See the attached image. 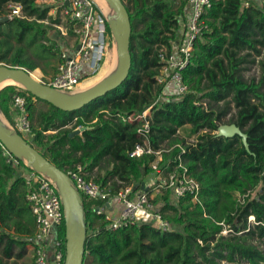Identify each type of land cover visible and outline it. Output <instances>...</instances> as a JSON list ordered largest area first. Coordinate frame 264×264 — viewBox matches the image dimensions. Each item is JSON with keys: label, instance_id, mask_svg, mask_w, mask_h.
<instances>
[{"label": "trees", "instance_id": "16d2710c", "mask_svg": "<svg viewBox=\"0 0 264 264\" xmlns=\"http://www.w3.org/2000/svg\"><path fill=\"white\" fill-rule=\"evenodd\" d=\"M179 1L122 0L131 25L128 77L120 87L82 109L61 111L15 85L0 91V112L10 124L12 97H25L29 118L36 122L30 139L25 140L57 168L68 172L80 166L89 179L93 169L103 162L109 164L104 177L93 181L110 196L127 186L140 189L153 174L154 155L130 157L142 139L137 133L141 121L128 120L151 107L149 145L154 151L163 149L165 142L171 147L162 153L160 165L169 163L170 170L181 161L200 185L195 203L190 196L174 201L169 192L156 198L171 225L167 232L149 223L109 231L103 216L90 208V198L81 196L86 225L83 264H264V4L248 0L244 8V0H211L203 16L206 29L182 72L189 92L165 96L155 77L159 51L172 50L179 20L187 12L188 0ZM10 4L19 5L22 15L0 22V28H7L1 32L0 61L41 78L36 70L40 65L24 55L22 48L9 60L6 56L14 40L17 44L25 41L28 47L36 44L34 56L39 60L59 59L63 49L55 45L51 28L44 24L52 8L36 0H0V14L10 12ZM68 35L74 37L70 27ZM256 58L260 77L247 81L243 66L254 64ZM39 102L48 109L35 114ZM229 103L236 110L230 124L246 135L247 148L238 136L216 135L229 113ZM185 126L196 135L192 145L175 137ZM77 129L82 132L72 135ZM17 168L29 171L20 160L18 165L8 163L0 143V264L25 257L35 231L27 189ZM259 187L263 192L253 198L252 192ZM238 196L244 197L243 204ZM249 217L254 218L252 224ZM224 229L230 230L226 236L221 235ZM64 236L65 226H61L58 237Z\"/></svg>", "mask_w": 264, "mask_h": 264}, {"label": "built area", "instance_id": "2783aa9c", "mask_svg": "<svg viewBox=\"0 0 264 264\" xmlns=\"http://www.w3.org/2000/svg\"><path fill=\"white\" fill-rule=\"evenodd\" d=\"M264 4V0H255ZM62 15L69 22V27L74 34L75 42L70 49L63 50L59 57L54 75L42 84L62 93L74 92L84 81L93 78L101 70L110 48L114 41L111 33H107V22L102 12L91 0H59ZM211 0H188L187 12L179 20L177 38L170 52L166 49L159 51L160 68L155 80L163 87V95H184L189 92L182 72L191 61L195 42L201 38L206 25L203 16L211 7ZM244 8L249 6V1L242 2ZM19 9L20 6L18 5ZM15 16L12 14L10 19ZM18 17V15H17ZM78 46V49L76 47ZM35 101V98H33ZM26 99L14 95L11 99L14 113L13 123L10 125L14 131L22 135L32 132V122L26 109ZM151 107L146 109L133 120L141 121L137 133L142 139V144L130 152V157L140 158L143 155H154L150 164L156 178L143 183L144 189L135 190L132 186L120 189L115 195L110 196L108 190L102 188L91 179H86L80 166L65 172L70 178L73 187L80 196L90 199L100 198L105 201L102 208H96V214L103 216L105 228L109 231L131 227L137 224L149 223L162 232L171 229L170 223L163 218L160 204L156 198L163 192H169L174 201L186 196L192 202H197L200 191L199 183L189 174L187 167L181 162L168 170L169 163L161 166L162 153L169 150L159 149L154 151L149 145ZM195 141L189 145L194 144ZM179 147L184 152L182 146ZM3 155L10 164L18 165L16 159L3 147ZM179 160V157H178ZM27 179L26 201L29 203L35 219V231L31 240L33 251V264H64L66 255V241L58 237V230L65 226L64 210L56 186L45 175L29 169ZM243 204L244 197H237ZM109 206L112 212L108 213ZM249 223L254 221L248 218ZM230 230L225 229L221 235Z\"/></svg>", "mask_w": 264, "mask_h": 264}, {"label": "water", "instance_id": "95a60500", "mask_svg": "<svg viewBox=\"0 0 264 264\" xmlns=\"http://www.w3.org/2000/svg\"><path fill=\"white\" fill-rule=\"evenodd\" d=\"M107 1L112 5L115 12L114 23L111 24L107 18L105 19L113 40L116 43L118 56L117 69L109 78L86 91L62 93L36 81L31 77L30 72L23 68L0 65V82L4 79H9L23 84L26 87L23 90L30 93L36 99L44 101L64 112L80 110L92 101L102 98L109 92L120 87L127 79L131 67L129 52L131 25L128 12L122 0ZM7 20V17L0 18V22ZM76 49H78V46ZM81 132V129L75 130L72 135ZM216 135L227 139L238 136L246 146V135L235 124L220 125ZM0 143L16 159L22 161L28 169L46 175L55 182L65 216L66 255L64 264H83L86 238L85 215L81 197L73 187L70 178L65 172L50 163L36 149L28 144L9 124L6 126L1 121ZM140 189L147 190L143 188V184H141Z\"/></svg>", "mask_w": 264, "mask_h": 264}, {"label": "rangeland", "instance_id": "374dc122", "mask_svg": "<svg viewBox=\"0 0 264 264\" xmlns=\"http://www.w3.org/2000/svg\"><path fill=\"white\" fill-rule=\"evenodd\" d=\"M36 3L38 5L49 6V7L52 8L51 11L48 14L50 16V19L46 20L44 22V24L47 27L51 28V30H52V32H51L52 40L54 41L55 45L60 46L63 50L70 49L72 47V45L74 44V38L72 36L68 35L69 22L62 15L61 2H59V0H36ZM179 3H180V1L176 0V4H179ZM7 9H9L10 12H7L6 15L0 14V18L7 17L8 19H10L12 14H14L15 16L18 15V17H21V15H22L17 4H10ZM109 9L112 10L113 16L115 17L114 9L112 7L109 8ZM105 18H107V17H105ZM108 21L112 24V21H115V19L114 20L108 19ZM140 28H141V26L139 25L138 29H140ZM6 30H7L6 27H1L0 28V39L2 38L1 32H6ZM107 33H110V30H109L108 27H107ZM11 44H12V48H11V51L6 56L7 60H9L11 58L12 54L18 48H22L24 50V55H26L27 57H29L32 60H35L36 63H38V65H40V68H37L36 70H39V72L41 73V78H39L38 74H33V75H35L36 77H38L40 79L39 82H41V83L46 82L47 81L46 77H48L47 74L53 72L55 67H56V64L58 62V56L56 58H54V59L51 58V57H47L44 60H39V59H37L34 56V52L37 50V45L36 44H33L31 47L30 46L28 47L25 44V41L17 44L14 40H11ZM113 54H114V56H113ZM107 58H110V61L113 62V66L114 67H113V71L111 72V74L108 75L106 78H104L101 82H103L104 80L109 78L117 69L118 56H117V48H116L115 41L110 42V48H109V51H108ZM258 60H259V58H256L254 64H246V65L243 66L244 70L242 72V76H243V78L245 80L249 81L251 79H256V80L259 79V77H260V69H259V66H258ZM0 65H5V66H8V67H18V66H11V64H9L8 62H6L4 60L0 61ZM18 68H21V67H18ZM23 69L26 70L25 68H23ZM32 72H30V73H32ZM87 81H89V80H87ZM87 81H84L83 83H81L74 92L75 93L82 92V91H79V87L81 85H83L84 83H86ZM100 83H98V84H100ZM97 85H95V86H97ZM15 86H17L19 88H22L19 85H15ZM95 86H93V87H95ZM84 91H86V90H84ZM203 103H204V107H208V104H207V102L205 100L203 101ZM35 108H36L35 114H37V112H39V111H46L48 109V105L45 104V103L39 102V103L35 104ZM235 113H236V110H235L233 104L229 103V113L222 119V124L221 125H231L230 123H231L232 119H234ZM11 119H12V123H13L14 122L13 121V119H14V115L13 114H11ZM3 122H4V125L7 126L6 122L5 121H3ZM32 124H33V128H35L36 127L35 120H32ZM9 125H11V124H9ZM77 130H79V129H77ZM22 137L24 139H27V140L30 139L28 135H22ZM175 137L178 140L182 141L184 145H189V144L193 143L195 141V139H196V135H191V128L189 126H185V127H182L180 129H178L177 132H176ZM167 144L168 143L165 142L162 145V148L165 149V150H169L171 147H169ZM110 168H111V166L109 164H107L106 162H103L100 165V167L93 169V171L90 174V178L89 179L94 180L95 178H103L104 175H105V171L107 169H110ZM17 170H18V174H19L18 176H20L19 179L20 180L23 179L24 182H25V190H26L27 187H28L27 179H26V177H24V174L25 175L27 174V172H25L26 169L17 168ZM85 175H88V173H85ZM154 178H156V176H154L152 174V175H150L149 177H147L144 180V183H149V181L154 179ZM118 184H120V183L118 182ZM110 185H111V183H108L107 187H109ZM260 192H263L262 191V187H259L256 191L252 192V197L256 198V196ZM90 201H91L90 202V208L93 209V210H95L98 207L102 208L104 206V204H105V201L100 199V198L90 199ZM250 223L252 224V222H250ZM172 228L174 229L175 227L172 226ZM226 235L227 234H225L223 236H226ZM241 240L242 241H246V243H250V244H253V245H258V241L254 240V239H249V238L242 237ZM32 257H33V253H32ZM32 257H31V253H30V255L28 254L27 256H25V257H23V258H21L19 260H10L8 263L9 264H33V258ZM220 264H228V263L220 262Z\"/></svg>", "mask_w": 264, "mask_h": 264}, {"label": "bare ground", "instance_id": "6f19581e", "mask_svg": "<svg viewBox=\"0 0 264 264\" xmlns=\"http://www.w3.org/2000/svg\"><path fill=\"white\" fill-rule=\"evenodd\" d=\"M98 6L101 7L102 11H103V14L105 15V17H107L108 19L110 20H114L115 17L113 16V13H112V10H110L108 7H106V4H105V1L104 0H94ZM107 1V0H106ZM108 2V1H107ZM109 3V2H108ZM110 4V3H109ZM110 6L112 7V5L110 4ZM98 8V7H97ZM113 8V7H112ZM101 11V10H100ZM115 21H112V23H114ZM114 56V54H113ZM105 64H103L102 66V69L98 75V78L95 79V81L97 80H100V79H104L106 78L108 75L111 74V72L113 71V62L110 61V58H106ZM31 77L33 79H35L36 81H39L40 79L38 77H36L35 75H33L32 73H30ZM93 83V82H92ZM92 83H89V84H92ZM8 85H19L20 87H22L23 89H25L26 87L23 85V84H20V83H16L14 81H11L9 79H4L0 82V89L5 87V86H8ZM88 86V83H84L83 85H81L79 87V89L83 90L84 88H86ZM0 121L4 124L3 122V119H2V116H1V112H0ZM26 162V161H25ZM45 177H47L45 175ZM54 185H55V182L47 177Z\"/></svg>", "mask_w": 264, "mask_h": 264}, {"label": "crops", "instance_id": "0c3cea01", "mask_svg": "<svg viewBox=\"0 0 264 264\" xmlns=\"http://www.w3.org/2000/svg\"><path fill=\"white\" fill-rule=\"evenodd\" d=\"M91 1L95 4L96 7H98L99 10H101V12H102V14H103V11H102L101 7L98 6V4H97L94 0H91ZM104 1H105V4H106V7L111 8L110 4H109L106 0H104ZM104 16H105V15H104ZM73 38H74V37H73ZM74 42H75V38H74ZM58 62H59V59H58ZM58 62H57V64H58ZM57 64H56V66H57ZM101 69H102V68H101ZM55 70H56V67H55V69H54L53 72L47 74V75H48V77H46L47 80H48L49 78H51V77L54 75ZM100 71H101V70H100ZM100 71H99V73H100ZM99 73H98L93 79H90L89 81L86 82V83H88V86H87L86 88H84L83 90L79 89V91L89 90V89L92 88L93 86H95V85H97L98 83H100L103 79H100V80L95 81V79L98 78ZM92 82H93V83H92ZM89 83H92V84H89ZM1 115H2V113H1ZM13 115H14V114H13ZM2 118H3V121H5L6 124H7V126H8V124H10V123L6 120V118H4L3 115H2ZM25 172H27V174H26V175L24 174V177H27V175H28V170H26ZM107 209H108V213H111L113 208H112V206H109V208H107ZM113 210H114V209H113ZM30 253H31V257H32V253H33V251H32V246H28V247H27V254H26L25 256H27L28 254L30 255ZM31 259H32V258H31Z\"/></svg>", "mask_w": 264, "mask_h": 264}]
</instances>
